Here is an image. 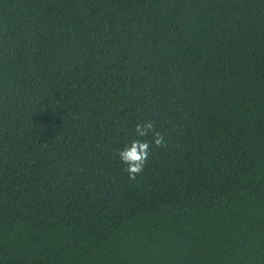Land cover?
<instances>
[{
  "label": "trees",
  "instance_id": "16d2710c",
  "mask_svg": "<svg viewBox=\"0 0 264 264\" xmlns=\"http://www.w3.org/2000/svg\"><path fill=\"white\" fill-rule=\"evenodd\" d=\"M0 264H264V0H0Z\"/></svg>",
  "mask_w": 264,
  "mask_h": 264
},
{
  "label": "clouds",
  "instance_id": "9594fccd",
  "mask_svg": "<svg viewBox=\"0 0 264 264\" xmlns=\"http://www.w3.org/2000/svg\"><path fill=\"white\" fill-rule=\"evenodd\" d=\"M135 133L137 137H147L151 134L152 141L135 139L119 151V157L126 165L125 171L131 180H135L137 175L144 171L153 144L157 148L166 147L165 137L161 132L155 130L154 121L136 124Z\"/></svg>",
  "mask_w": 264,
  "mask_h": 264
}]
</instances>
